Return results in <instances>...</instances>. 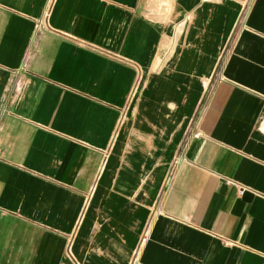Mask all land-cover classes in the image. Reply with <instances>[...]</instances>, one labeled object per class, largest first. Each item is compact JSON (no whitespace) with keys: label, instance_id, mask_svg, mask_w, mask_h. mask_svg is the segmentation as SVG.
<instances>
[{"label":"crops","instance_id":"0c3cea01","mask_svg":"<svg viewBox=\"0 0 264 264\" xmlns=\"http://www.w3.org/2000/svg\"><path fill=\"white\" fill-rule=\"evenodd\" d=\"M0 264H264V0H0Z\"/></svg>","mask_w":264,"mask_h":264},{"label":"built area","instance_id":"2783aa9c","mask_svg":"<svg viewBox=\"0 0 264 264\" xmlns=\"http://www.w3.org/2000/svg\"><path fill=\"white\" fill-rule=\"evenodd\" d=\"M193 136H194V137H197V136H198V134H197V133H195V134H193Z\"/></svg>","mask_w":264,"mask_h":264}]
</instances>
